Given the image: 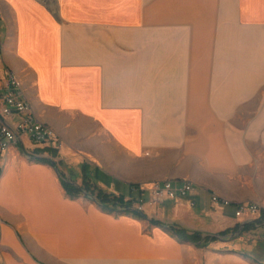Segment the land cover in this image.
Here are the masks:
<instances>
[{
    "label": "crops",
    "instance_id": "obj_1",
    "mask_svg": "<svg viewBox=\"0 0 264 264\" xmlns=\"http://www.w3.org/2000/svg\"><path fill=\"white\" fill-rule=\"evenodd\" d=\"M0 15V78L62 141L0 153V264H264V223L233 233L264 212V0H0ZM59 173L134 204L154 183L194 190L142 219ZM172 228L227 235L202 248Z\"/></svg>",
    "mask_w": 264,
    "mask_h": 264
},
{
    "label": "built area",
    "instance_id": "obj_2",
    "mask_svg": "<svg viewBox=\"0 0 264 264\" xmlns=\"http://www.w3.org/2000/svg\"><path fill=\"white\" fill-rule=\"evenodd\" d=\"M1 52L2 40L0 34V56ZM3 72L4 77L0 78V153H4L11 146L22 145L23 138H27L35 147L51 148L59 151L62 146L60 137L52 128L34 119L32 108L24 95L22 84L7 69L3 68ZM15 117H18V119L14 122H6V120H13ZM193 190L194 186L186 181L178 184L172 181L154 183L147 190V200L144 201L139 198L135 204L132 203L131 208L142 212L143 205L156 206L164 200L183 198ZM210 202L212 205L233 207L236 218L244 215L255 216L260 211L258 203L233 204L215 194L211 195ZM256 219H259V217Z\"/></svg>",
    "mask_w": 264,
    "mask_h": 264
},
{
    "label": "trees",
    "instance_id": "obj_3",
    "mask_svg": "<svg viewBox=\"0 0 264 264\" xmlns=\"http://www.w3.org/2000/svg\"><path fill=\"white\" fill-rule=\"evenodd\" d=\"M50 164L53 165L54 168L57 170V167L52 162ZM59 176L61 179V185L63 189L68 195L72 197L83 195L87 198H95L96 201L100 204V206L105 211L130 213L138 218H142V219L144 218L142 212H138L131 208L133 199L124 200L121 196H113L111 194L103 192L102 190L95 189L89 183L85 175H83L82 177V183L80 187H77L74 184L70 183L69 181H66L61 173H59ZM151 222L155 223L156 225H160V223H157L154 221H151ZM263 222H264V212L262 211L259 219L243 224L241 228H240V225H236L233 233H236L238 231L242 233V232L251 230L256 226H261ZM171 232L179 240L191 243L195 245L196 247H202V248L207 247L210 243L216 241L218 237L224 238L227 235V231H224V232H221L218 236L202 237L199 233L190 234L187 231L180 229V228H172Z\"/></svg>",
    "mask_w": 264,
    "mask_h": 264
},
{
    "label": "rangeland",
    "instance_id": "obj_4",
    "mask_svg": "<svg viewBox=\"0 0 264 264\" xmlns=\"http://www.w3.org/2000/svg\"><path fill=\"white\" fill-rule=\"evenodd\" d=\"M6 28L2 25V23L0 24V34L1 37L5 34Z\"/></svg>",
    "mask_w": 264,
    "mask_h": 264
},
{
    "label": "water",
    "instance_id": "obj_5",
    "mask_svg": "<svg viewBox=\"0 0 264 264\" xmlns=\"http://www.w3.org/2000/svg\"><path fill=\"white\" fill-rule=\"evenodd\" d=\"M242 227V225H240V228ZM237 233H240V231H238Z\"/></svg>",
    "mask_w": 264,
    "mask_h": 264
}]
</instances>
